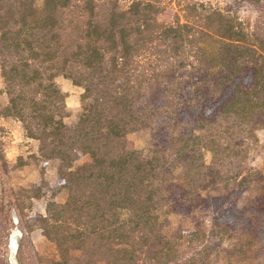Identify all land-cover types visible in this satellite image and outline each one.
I'll use <instances>...</instances> for the list:
<instances>
[{"label":"trees","instance_id":"trees-1","mask_svg":"<svg viewBox=\"0 0 264 264\" xmlns=\"http://www.w3.org/2000/svg\"><path fill=\"white\" fill-rule=\"evenodd\" d=\"M0 74V115L58 162L66 193L33 220L55 246L49 264H209L203 229L164 236L173 213L203 212L212 237L264 252V188L245 194L264 183L247 165L264 129V31L219 10L162 25L140 1L0 0ZM60 76L82 89L71 125ZM173 123L189 127L171 134ZM144 128L150 158L127 138ZM178 167L183 182L169 181Z\"/></svg>","mask_w":264,"mask_h":264},{"label":"rangeland","instance_id":"rangeland-1","mask_svg":"<svg viewBox=\"0 0 264 264\" xmlns=\"http://www.w3.org/2000/svg\"><path fill=\"white\" fill-rule=\"evenodd\" d=\"M136 1L150 4L162 25L198 24L204 14L219 10L238 18L250 31H264V0H98L101 4L114 3L120 10H127ZM56 83L66 96L69 115L64 121L71 125L81 110L82 89L61 76L56 78ZM7 103L0 74V110ZM187 127L184 123H173L170 132L177 134ZM153 132L154 128H144L127 136L146 158L153 155ZM256 138V142L249 143L247 165L252 170L264 171V129L256 133ZM38 150L39 142L25 136L17 119L0 115V264H49L56 257L55 246L34 227L33 220L45 214L49 202L64 203L66 193L57 184L58 162L41 159ZM87 161L88 156H81L76 164ZM168 179L182 183V169L178 167ZM224 187L219 186L212 194H222ZM262 188L264 183H251L246 186L245 194H255ZM197 228L210 236L209 264H264V252L253 250L248 256L241 254L243 237L223 241L212 237L215 227L203 212L169 214L162 231L166 238H172L178 231ZM12 237L14 248L10 246Z\"/></svg>","mask_w":264,"mask_h":264},{"label":"bare ground","instance_id":"bare-ground-1","mask_svg":"<svg viewBox=\"0 0 264 264\" xmlns=\"http://www.w3.org/2000/svg\"><path fill=\"white\" fill-rule=\"evenodd\" d=\"M10 246H11L12 248L15 247V240H14V237H12V239L10 240Z\"/></svg>","mask_w":264,"mask_h":264}]
</instances>
